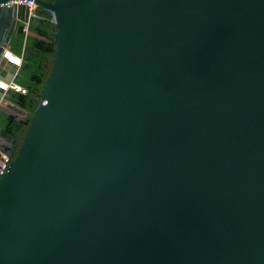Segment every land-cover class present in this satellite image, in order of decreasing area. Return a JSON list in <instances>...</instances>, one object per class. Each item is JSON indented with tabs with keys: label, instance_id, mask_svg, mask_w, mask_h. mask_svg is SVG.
<instances>
[{
	"label": "water",
	"instance_id": "obj_1",
	"mask_svg": "<svg viewBox=\"0 0 264 264\" xmlns=\"http://www.w3.org/2000/svg\"><path fill=\"white\" fill-rule=\"evenodd\" d=\"M10 1L0 73L34 18ZM35 1L56 49L5 147L0 264H264V0Z\"/></svg>",
	"mask_w": 264,
	"mask_h": 264
},
{
	"label": "trees",
	"instance_id": "obj_2",
	"mask_svg": "<svg viewBox=\"0 0 264 264\" xmlns=\"http://www.w3.org/2000/svg\"><path fill=\"white\" fill-rule=\"evenodd\" d=\"M37 13L40 18L31 20L30 29L49 41L28 39L25 46L24 62L16 78L17 83L27 88V93L18 92L16 98L18 105L28 111L29 117L41 101L43 85L51 70L56 49L55 43L50 42V40H54L55 23L40 11H37ZM28 124L29 121L17 120L14 115L4 116L3 121L0 123L2 136L14 143L13 157L23 141Z\"/></svg>",
	"mask_w": 264,
	"mask_h": 264
},
{
	"label": "crops",
	"instance_id": "obj_3",
	"mask_svg": "<svg viewBox=\"0 0 264 264\" xmlns=\"http://www.w3.org/2000/svg\"><path fill=\"white\" fill-rule=\"evenodd\" d=\"M30 23L25 24L23 33H18V32L14 33L11 43L5 45V50L9 52L3 53L6 56V59L2 60L3 67H2V72L0 73V84L3 83L4 78L6 79L7 74L14 68L13 63H16L17 66H19L18 74H17L19 75L24 62L25 46L27 44L28 39H40V40L46 39L45 37L31 30ZM4 91H5V93L3 94L4 97L1 99L0 102L1 103L0 123L3 121L4 116H8V115H14L17 118L27 117L29 115L28 111L18 105L16 98V94L18 92L8 85L6 90ZM9 144H11V140L2 136L1 126H0V148H5Z\"/></svg>",
	"mask_w": 264,
	"mask_h": 264
},
{
	"label": "built area",
	"instance_id": "obj_4",
	"mask_svg": "<svg viewBox=\"0 0 264 264\" xmlns=\"http://www.w3.org/2000/svg\"><path fill=\"white\" fill-rule=\"evenodd\" d=\"M10 5H18L23 4L29 7V10L31 12V16L34 18H37L38 15L35 12L37 8V3L35 0H11L8 2ZM6 51V50H4ZM8 86L16 90L17 92H21L23 94L27 93V88L23 85L17 83L16 81L11 82ZM12 160V155L8 150L5 148H0V176L6 173V171L9 169L10 162Z\"/></svg>",
	"mask_w": 264,
	"mask_h": 264
},
{
	"label": "bare ground",
	"instance_id": "obj_5",
	"mask_svg": "<svg viewBox=\"0 0 264 264\" xmlns=\"http://www.w3.org/2000/svg\"><path fill=\"white\" fill-rule=\"evenodd\" d=\"M10 54V53H9ZM12 55V54H11ZM15 56V55H14ZM2 84V83H1Z\"/></svg>",
	"mask_w": 264,
	"mask_h": 264
}]
</instances>
